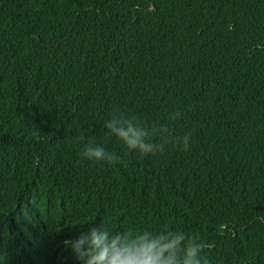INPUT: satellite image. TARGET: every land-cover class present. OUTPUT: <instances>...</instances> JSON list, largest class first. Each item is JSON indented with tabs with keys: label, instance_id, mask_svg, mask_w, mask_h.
Here are the masks:
<instances>
[{
	"label": "trees",
	"instance_id": "1",
	"mask_svg": "<svg viewBox=\"0 0 264 264\" xmlns=\"http://www.w3.org/2000/svg\"><path fill=\"white\" fill-rule=\"evenodd\" d=\"M114 110L188 150L130 152ZM87 222L264 264V0H0V264H82Z\"/></svg>",
	"mask_w": 264,
	"mask_h": 264
},
{
	"label": "clouds",
	"instance_id": "2",
	"mask_svg": "<svg viewBox=\"0 0 264 264\" xmlns=\"http://www.w3.org/2000/svg\"><path fill=\"white\" fill-rule=\"evenodd\" d=\"M179 113L171 117L175 119ZM105 127L117 137L130 152L142 156L163 152L169 143L182 150L190 146L189 135L173 136L171 129L160 124L147 128L135 117H126L114 110ZM83 141V137L80 138ZM88 161L112 160L113 155L103 147L90 142L79 153ZM75 238L64 240L63 246L82 264H208L202 255L211 245L180 231H112L87 222Z\"/></svg>",
	"mask_w": 264,
	"mask_h": 264
}]
</instances>
